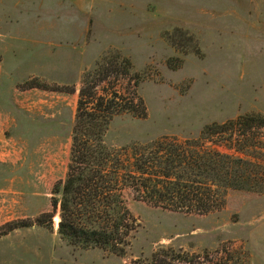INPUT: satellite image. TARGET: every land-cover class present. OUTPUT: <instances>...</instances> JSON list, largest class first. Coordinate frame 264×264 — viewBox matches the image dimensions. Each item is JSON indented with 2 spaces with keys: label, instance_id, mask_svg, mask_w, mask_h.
<instances>
[{
  "label": "rangeland",
  "instance_id": "1",
  "mask_svg": "<svg viewBox=\"0 0 264 264\" xmlns=\"http://www.w3.org/2000/svg\"><path fill=\"white\" fill-rule=\"evenodd\" d=\"M17 2L23 8L28 0ZM141 2L103 0L93 22L95 28L91 26L89 33L91 43L83 46L91 52L95 39L113 36V43L88 71L111 52L128 58L130 75L112 78L100 89L113 87L126 97L138 96L147 109L145 119L127 114L114 118L105 138L109 147L119 149L164 137L179 142L197 140L207 126L224 125L252 113L264 115V16L257 18L254 14L257 0ZM36 3L29 7H45L47 2ZM7 6L3 0L0 10ZM34 39L15 33L12 38L0 40V55L4 58L0 90L18 77L12 68L14 61L2 52V47L11 44L15 49H31ZM82 44L72 51L75 58ZM57 50L59 54L64 49L57 46ZM29 72H34L33 67L23 71ZM54 73L47 74L50 80L53 76L57 81L69 77L73 85L67 87H75V92L66 95L77 106L81 89L77 70L67 75L56 73L60 76ZM135 105L139 110L137 101ZM9 107L17 114L9 96L0 93V111ZM49 127L29 124L24 131H14L9 144L0 143V208L11 202L14 218L28 216L10 222L45 213L54 216L53 229L33 227L13 236L9 243L16 252L5 254L6 264H148L154 253L169 248L190 257L173 264H264V194L252 193L254 199L246 200L251 193L235 191L228 192L222 210L207 215L133 205L141 227L123 257L68 246L59 238V225L54 222L56 217L60 220L59 210L54 211L52 198L55 184L63 181L68 171L72 129L67 126L66 131L57 133L48 131ZM232 141L230 134H224L203 143L205 148L223 154L258 157L264 162V155L255 149L260 145L261 153L264 151L263 131L241 139L245 143L242 152L234 148ZM255 190L264 191V185ZM2 261L0 264H5Z\"/></svg>",
  "mask_w": 264,
  "mask_h": 264
},
{
  "label": "trees",
  "instance_id": "2",
  "mask_svg": "<svg viewBox=\"0 0 264 264\" xmlns=\"http://www.w3.org/2000/svg\"><path fill=\"white\" fill-rule=\"evenodd\" d=\"M131 71L128 58L111 52L83 74L68 171L65 179L55 184L52 198L54 211L59 210L60 220L56 217L55 224L59 225L61 241L84 251L98 249L119 257L126 254L141 227L133 205L169 213L207 215L224 208L230 191L264 194L263 190H255L264 185V162L260 158L223 154L205 148L203 143L213 136L230 134L231 141L236 137L232 141L234 148L244 151L241 139L259 131L264 135V115L260 113L207 126L197 140L179 142L164 137L119 149L109 147L105 138L114 118L124 114L138 119L147 116L145 104L138 96L126 97L113 87L100 89L102 83L127 77ZM18 87L75 92V87L49 85L37 79ZM255 149L264 155L260 145ZM253 194L244 199H254ZM53 217L45 213L6 223L0 227V240L20 229H53ZM178 260L186 262L190 257L171 248L161 249L148 264H173Z\"/></svg>",
  "mask_w": 264,
  "mask_h": 264
},
{
  "label": "crops",
  "instance_id": "3",
  "mask_svg": "<svg viewBox=\"0 0 264 264\" xmlns=\"http://www.w3.org/2000/svg\"><path fill=\"white\" fill-rule=\"evenodd\" d=\"M36 1L47 3L45 7L40 4L37 8H30V4H37ZM133 1L141 2V0ZM6 3L7 9L0 10V40L12 38L15 33H22L26 37L35 38V41L31 49L22 48L23 46L19 47L22 49H15L11 44L2 47V52L14 61L12 68L15 69L14 73L18 77L16 80H11L9 87L2 89L5 92L0 90L2 96L4 94L9 96L12 106L17 111L15 114L10 107L0 111V143L9 144L14 131H24L27 125L34 123L49 125L48 131L51 132L66 131L67 126L73 131L77 106L70 100V96L39 89L21 90L18 85L35 78L62 86L73 85L71 80H68L69 77L64 76L62 80L57 81L54 76L53 80L47 76L48 73L54 72V74L67 75L73 70H77L80 83L82 75L94 66L109 44L113 43V36L111 39L108 38L109 41L101 37V40L95 39L94 43L92 42L93 51L89 52L83 48L84 45L86 47L91 43L89 33L92 27L93 30L95 28L93 22L98 17V9L103 0H28L27 6L23 8L19 7L17 0H6ZM257 3L254 14L257 18H263L264 0H257ZM0 4H3V0H0ZM81 42H83L82 50L75 58L72 51H75ZM57 46L64 49L59 54ZM0 57L1 69L4 58L2 55ZM29 66L33 67L34 72L24 74V69ZM59 74L56 75L60 76ZM1 137H4V140ZM57 138L54 137L55 140ZM15 215L11 202L0 208V227L12 220L28 217L25 214L14 218ZM30 229L33 228L16 230L1 238L0 259L3 263L6 264L5 254L16 252L12 250L14 246L9 241L13 236H17L18 232ZM4 243H7V249L2 247Z\"/></svg>",
  "mask_w": 264,
  "mask_h": 264
},
{
  "label": "bare ground",
  "instance_id": "4",
  "mask_svg": "<svg viewBox=\"0 0 264 264\" xmlns=\"http://www.w3.org/2000/svg\"><path fill=\"white\" fill-rule=\"evenodd\" d=\"M54 222H55V219H54Z\"/></svg>",
  "mask_w": 264,
  "mask_h": 264
}]
</instances>
